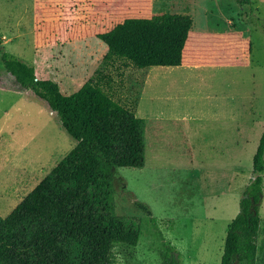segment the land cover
<instances>
[{
	"label": "rangeland",
	"instance_id": "obj_1",
	"mask_svg": "<svg viewBox=\"0 0 264 264\" xmlns=\"http://www.w3.org/2000/svg\"><path fill=\"white\" fill-rule=\"evenodd\" d=\"M89 1L0 0V53L33 66L120 133L127 135L136 117L146 121L144 166L116 169L114 199L118 214L146 219L137 206L143 203L157 223L145 224L136 246H116L114 264H162L166 243L183 264H220L264 131V0L242 7L192 0L195 29L236 33L234 44L221 51L218 36L205 33L195 46L199 60L187 52L177 65L161 63L154 49L134 53L95 41L93 16L66 20L74 5ZM135 64L144 65L143 75L127 73ZM73 146L56 114L19 89L0 59V216Z\"/></svg>",
	"mask_w": 264,
	"mask_h": 264
},
{
	"label": "trees",
	"instance_id": "obj_2",
	"mask_svg": "<svg viewBox=\"0 0 264 264\" xmlns=\"http://www.w3.org/2000/svg\"><path fill=\"white\" fill-rule=\"evenodd\" d=\"M242 7L251 0H237ZM6 72L50 112L74 141L66 156L5 217L0 216V264H114L116 246L134 247L146 214L121 215L115 208L114 180L119 167L145 163L146 121L136 117L127 135L94 110L74 104L59 85L39 78L36 69L1 51ZM255 176L246 186L238 214L229 222L220 264H264V224L258 213L264 171V131L252 159ZM260 236H263L259 243ZM162 264H183L166 243Z\"/></svg>",
	"mask_w": 264,
	"mask_h": 264
},
{
	"label": "crops",
	"instance_id": "obj_3",
	"mask_svg": "<svg viewBox=\"0 0 264 264\" xmlns=\"http://www.w3.org/2000/svg\"><path fill=\"white\" fill-rule=\"evenodd\" d=\"M195 5L192 0H90L83 6L74 5L73 12L65 18L85 23L87 17L93 16L96 24L90 34L95 41L120 48L124 44L134 53L154 49L162 52L161 63L177 65L188 55L194 62L199 60L195 46L205 33L218 36L219 44L215 46L219 45L221 51L234 44L230 38L236 33L195 29ZM143 68V64H135L127 73L138 77L144 74Z\"/></svg>",
	"mask_w": 264,
	"mask_h": 264
}]
</instances>
